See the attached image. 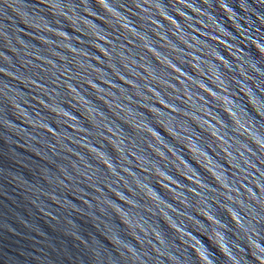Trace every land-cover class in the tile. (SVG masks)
<instances>
[{"label": "water", "instance_id": "95a60500", "mask_svg": "<svg viewBox=\"0 0 264 264\" xmlns=\"http://www.w3.org/2000/svg\"><path fill=\"white\" fill-rule=\"evenodd\" d=\"M0 264H264V0H0Z\"/></svg>", "mask_w": 264, "mask_h": 264}]
</instances>
